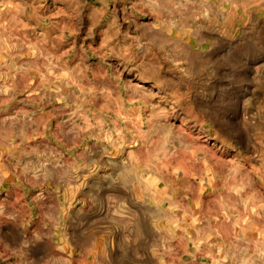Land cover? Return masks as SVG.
<instances>
[{
    "label": "rangeland",
    "instance_id": "obj_1",
    "mask_svg": "<svg viewBox=\"0 0 264 264\" xmlns=\"http://www.w3.org/2000/svg\"><path fill=\"white\" fill-rule=\"evenodd\" d=\"M0 264H264V0H0Z\"/></svg>",
    "mask_w": 264,
    "mask_h": 264
}]
</instances>
